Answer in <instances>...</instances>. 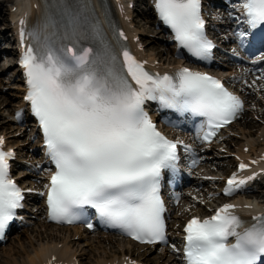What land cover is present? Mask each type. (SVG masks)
Returning a JSON list of instances; mask_svg holds the SVG:
<instances>
[{
    "label": "snow or ice",
    "instance_id": "1",
    "mask_svg": "<svg viewBox=\"0 0 264 264\" xmlns=\"http://www.w3.org/2000/svg\"><path fill=\"white\" fill-rule=\"evenodd\" d=\"M52 7L63 23L43 40L32 33L33 44L20 60L28 87L24 99L55 167L47 185L48 218L73 224L85 220L90 208L102 224L140 243H167L161 182L166 170H176L178 146L191 149L163 135L146 104L205 118L197 137L211 143L243 110V101L207 73H152L123 45L114 49L98 21L88 24L86 13H94L90 0H53ZM240 7L248 27L236 35L243 42L264 26V0H243ZM155 10L180 47L199 60L211 58L215 45L205 34L201 0H155ZM117 35L127 39L122 31ZM84 41L99 43L85 47ZM4 143L0 137V238L24 207V190L10 176L14 153L3 150ZM247 180L234 174L224 194L242 190ZM236 207L224 204L211 217L187 222L184 264H264V214L247 224ZM173 250L181 251L175 245Z\"/></svg>",
    "mask_w": 264,
    "mask_h": 264
},
{
    "label": "rangeland",
    "instance_id": "2",
    "mask_svg": "<svg viewBox=\"0 0 264 264\" xmlns=\"http://www.w3.org/2000/svg\"><path fill=\"white\" fill-rule=\"evenodd\" d=\"M148 18H149V14H146L145 20H148ZM142 24H143V28L144 27L147 28V24H144V23H142ZM1 74L2 73H0V76H1ZM4 86L7 87L8 85H4ZM2 92H3V94H2ZM2 92H0V94H2L0 99H5L8 92H10V94L13 95V92L9 91V89H7V88H5V90H2ZM14 101H17V99ZM34 221L37 222V224L34 226L32 231H30V229L26 230V231L18 230L17 232L13 233V236L9 239V241L7 242V244L5 246L6 248L7 247L12 248L13 247V249L10 251L11 254L8 258H7V256H4L3 258H5V259L6 258L7 259L13 258V261L11 262V263H13V262H16V260H18L21 257L23 252L30 251V250H32L33 246H37V244H38V243H36L37 240H38V242H39V240L40 241L41 240H43V241L49 240L50 235H52V238H55V240L60 239V234H61L60 231H55V232L51 231L53 233L49 234V229H45L43 226L39 225L38 215H36V217L33 218V222ZM45 230H46V232H44ZM20 232H23V236H22L21 240L17 241L16 237L19 235ZM38 232H43L44 236L38 238L37 237ZM46 233H48V235H49L48 237L47 236L45 237V235H47ZM85 248L88 252H91L94 254V258H97L98 254L96 252H98L100 250H104L106 247L104 244H98L96 242H92V244L85 246ZM108 249L111 250V247H109ZM2 251H4V248L0 249V252H2Z\"/></svg>",
    "mask_w": 264,
    "mask_h": 264
},
{
    "label": "bare ground",
    "instance_id": "3",
    "mask_svg": "<svg viewBox=\"0 0 264 264\" xmlns=\"http://www.w3.org/2000/svg\"><path fill=\"white\" fill-rule=\"evenodd\" d=\"M69 229V228H67ZM71 229V228H70ZM76 231V229H74ZM54 247H50L49 245H41L37 250H34L32 253V256L28 257L29 261L31 262V264H37L38 261L40 260V257L46 253L49 252L51 250H53ZM69 251V247L65 246L63 251L61 252L62 254H66ZM100 261H98L99 263ZM4 264H8L7 261L4 262Z\"/></svg>",
    "mask_w": 264,
    "mask_h": 264
}]
</instances>
